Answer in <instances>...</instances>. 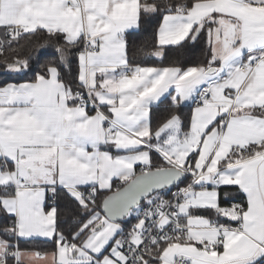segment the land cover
<instances>
[{
  "label": "snow or ice",
  "instance_id": "1",
  "mask_svg": "<svg viewBox=\"0 0 264 264\" xmlns=\"http://www.w3.org/2000/svg\"><path fill=\"white\" fill-rule=\"evenodd\" d=\"M0 68V264H264V0H0Z\"/></svg>",
  "mask_w": 264,
  "mask_h": 264
},
{
  "label": "trees",
  "instance_id": "2",
  "mask_svg": "<svg viewBox=\"0 0 264 264\" xmlns=\"http://www.w3.org/2000/svg\"><path fill=\"white\" fill-rule=\"evenodd\" d=\"M159 19L153 20L150 24L141 23L139 29L135 31L128 32L126 35V39L128 42V54L129 59L133 65H145V66H167L169 65L173 59H177L181 64L185 65H194L196 63L202 62L204 56L206 54V46L204 39L201 38L194 45L189 42L183 49H174L168 48L166 57L160 61L158 59H147L143 54L139 52L141 48L151 50L156 42V31L159 26ZM32 42L41 39L40 36H34L30 38ZM22 44L27 45L29 40L21 41ZM177 51L181 55H177ZM8 53H6L7 55ZM46 57L41 58V62ZM32 80V74H14V75H6L4 74V70L0 68V85H3L7 82H30ZM170 109V98L164 100L163 103H160L158 106L153 108L152 111V123L153 126L160 120H162L166 115L168 110ZM190 106H181L177 111L181 115L182 119L187 121L190 118ZM155 160V155L153 156ZM139 172V170L137 171ZM120 185V182H113V190L117 186ZM135 223L134 219H129L127 225H132ZM126 225V226H127ZM62 228H65L66 225L61 224ZM21 249H29V250H47L52 251L53 245L50 241H41V240H28V241H20Z\"/></svg>",
  "mask_w": 264,
  "mask_h": 264
},
{
  "label": "crops",
  "instance_id": "3",
  "mask_svg": "<svg viewBox=\"0 0 264 264\" xmlns=\"http://www.w3.org/2000/svg\"><path fill=\"white\" fill-rule=\"evenodd\" d=\"M135 30H137V29H132V30H129V32H131V31H135ZM21 83H24V82H21ZM174 94V93H173ZM170 98V97H169ZM171 99V98H170ZM187 106H190L191 107V109H190V115H191V111H192V106H191V104H189V105H187ZM154 107H156V105H154L153 106V108ZM139 170V166H137V171ZM113 182H120V181H118V180H114ZM234 187V186H233ZM238 199H239V197H238ZM205 215H208V216H211L212 214L211 213H204ZM29 240H41V241H47V240H45L44 238H36V239H29ZM21 241H28V240H21ZM37 250H40V251H43V250H41V249H37ZM44 251H47V250H44ZM48 252H50V251H48Z\"/></svg>",
  "mask_w": 264,
  "mask_h": 264
},
{
  "label": "built area",
  "instance_id": "4",
  "mask_svg": "<svg viewBox=\"0 0 264 264\" xmlns=\"http://www.w3.org/2000/svg\"><path fill=\"white\" fill-rule=\"evenodd\" d=\"M192 107H194V105H191ZM173 191H175V189H173ZM131 227V225H125V229L127 230L128 228H130Z\"/></svg>",
  "mask_w": 264,
  "mask_h": 264
}]
</instances>
